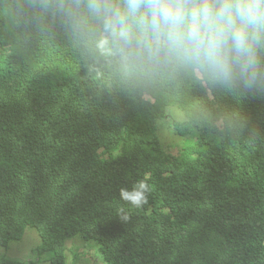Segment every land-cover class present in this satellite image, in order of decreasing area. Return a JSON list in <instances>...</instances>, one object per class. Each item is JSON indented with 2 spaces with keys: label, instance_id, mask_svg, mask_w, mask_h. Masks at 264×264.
Wrapping results in <instances>:
<instances>
[{
  "label": "trees",
  "instance_id": "obj_1",
  "mask_svg": "<svg viewBox=\"0 0 264 264\" xmlns=\"http://www.w3.org/2000/svg\"><path fill=\"white\" fill-rule=\"evenodd\" d=\"M100 32L87 0H0V249L33 228L47 264L78 244L106 264H264V48L248 87L163 51L102 53ZM174 106L176 156L158 135ZM140 179L135 208L119 190Z\"/></svg>",
  "mask_w": 264,
  "mask_h": 264
},
{
  "label": "clouds",
  "instance_id": "obj_2",
  "mask_svg": "<svg viewBox=\"0 0 264 264\" xmlns=\"http://www.w3.org/2000/svg\"><path fill=\"white\" fill-rule=\"evenodd\" d=\"M87 8L100 21L96 46L102 53L163 51L226 82L239 76L251 87L256 81L264 0H87ZM149 191L140 179L119 197L140 208ZM117 215L129 219L123 208Z\"/></svg>",
  "mask_w": 264,
  "mask_h": 264
},
{
  "label": "rangeland",
  "instance_id": "obj_3",
  "mask_svg": "<svg viewBox=\"0 0 264 264\" xmlns=\"http://www.w3.org/2000/svg\"><path fill=\"white\" fill-rule=\"evenodd\" d=\"M168 119H161L158 122V135L162 145V149L166 153L172 155L179 154L184 145L187 143L186 137L180 136L172 126L171 120L182 122L184 120L183 112L178 107H169L167 109ZM142 121V119H139ZM176 123V122H175ZM35 229L27 228L24 237L20 241H15L9 244V248L4 251L0 249V253H4L8 258L16 261H31L35 264H47L44 258L37 256V250L40 240L34 233ZM36 232V231H35ZM37 233V232H36ZM79 239V238H74ZM73 240V239H71ZM82 241L81 239H79ZM72 252H67V264H106L98 256L96 249L93 246L86 247L83 244L74 245L71 248Z\"/></svg>",
  "mask_w": 264,
  "mask_h": 264
}]
</instances>
